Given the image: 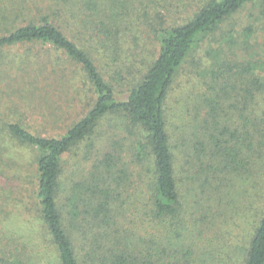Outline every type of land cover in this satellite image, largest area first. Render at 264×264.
I'll return each instance as SVG.
<instances>
[{"label": "trees", "instance_id": "obj_1", "mask_svg": "<svg viewBox=\"0 0 264 264\" xmlns=\"http://www.w3.org/2000/svg\"><path fill=\"white\" fill-rule=\"evenodd\" d=\"M253 1L0 0V264H264Z\"/></svg>", "mask_w": 264, "mask_h": 264}, {"label": "rangeland", "instance_id": "obj_2", "mask_svg": "<svg viewBox=\"0 0 264 264\" xmlns=\"http://www.w3.org/2000/svg\"><path fill=\"white\" fill-rule=\"evenodd\" d=\"M230 22L234 23V25L238 24L239 26L252 25L256 29L257 34L259 38L261 39V41L264 43V0H255L247 4L233 17V19H231ZM263 48H264V45H263ZM37 50L39 51L37 52L35 49L34 51H32V53H29V51H25L23 57L27 63L28 62L33 63L35 58L36 59L44 58L46 56L45 52L48 51L45 48H37ZM15 52L16 50H13L9 54L13 55ZM20 52H23V49H21ZM31 54L32 56L33 55L34 56L32 57ZM53 58H55V56ZM45 61L46 60H44V62ZM188 68L189 67L187 66L186 72ZM183 75L187 77L186 73H184ZM182 77L183 76L180 77L179 81L177 80L178 81L177 82L178 91L181 90L182 88L181 86L183 82ZM67 97H68V90L66 89L64 91H60L58 95H55L53 100L46 107L40 106V105H44L43 101H40V102L36 101V103H33L29 100L25 101V103L19 102L18 105L20 104L21 106V113L23 116L22 115L19 116L18 121H20L22 125H24L25 127L30 128L32 131H39L41 129L51 130V128L53 127V123L49 121L51 126L44 123L43 122L44 119H42V116L50 115L53 112L52 110H55V109H60L61 114L62 112L69 113ZM82 106L84 105L82 104ZM14 109H15V106H14ZM70 121H67V122L70 123ZM63 127L61 126V128L59 129H64ZM32 157L33 155L30 156L31 159Z\"/></svg>", "mask_w": 264, "mask_h": 264}]
</instances>
